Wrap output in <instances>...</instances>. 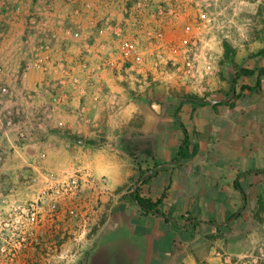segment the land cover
<instances>
[{
	"label": "crops",
	"instance_id": "obj_1",
	"mask_svg": "<svg viewBox=\"0 0 264 264\" xmlns=\"http://www.w3.org/2000/svg\"><path fill=\"white\" fill-rule=\"evenodd\" d=\"M252 31L234 50L193 0H0V85L31 147L83 152L109 197H123L87 264L101 246L130 264H264V74L239 81L260 89L231 97L238 69H264V32ZM194 68L210 105L186 101ZM97 136L99 148L75 139ZM135 186L161 200L159 213L131 202Z\"/></svg>",
	"mask_w": 264,
	"mask_h": 264
},
{
	"label": "rangeland",
	"instance_id": "obj_2",
	"mask_svg": "<svg viewBox=\"0 0 264 264\" xmlns=\"http://www.w3.org/2000/svg\"><path fill=\"white\" fill-rule=\"evenodd\" d=\"M193 1L202 3L210 32L225 36L234 50L243 46L250 30L255 35L264 32V0ZM158 37L162 39V33ZM191 46V61L198 65L200 45ZM195 70L188 82L191 96L211 97ZM175 74L180 82L183 71ZM229 75L225 70L226 78ZM2 87L8 92H0V264H87L123 197H109L106 178L94 173L83 152L56 142L31 147L33 136L23 109L8 106L12 91ZM75 139L94 148L103 143L101 136L95 141Z\"/></svg>",
	"mask_w": 264,
	"mask_h": 264
},
{
	"label": "trees",
	"instance_id": "obj_3",
	"mask_svg": "<svg viewBox=\"0 0 264 264\" xmlns=\"http://www.w3.org/2000/svg\"><path fill=\"white\" fill-rule=\"evenodd\" d=\"M224 50H225V59L229 62V64L233 68L237 67L235 62H234L235 52L232 50L231 46L227 42L224 43ZM256 73H258L259 77H260L264 74V69H260V70H251V69H245V68L238 69L235 76H234V79L232 80V83H231V87H232L231 92L236 94V90L239 87V81L242 78L252 77ZM239 88L241 91L258 90L261 88V80L258 79V81L256 82V85L254 87H250L248 85H243ZM237 97H238V95L236 94V98ZM186 101H191V102L196 103L200 106L210 105V102L207 101L205 98L201 99V98H198L197 96H190L187 98ZM220 105H223V102H218L217 104L214 105V107L220 106ZM182 143L185 144L186 142L183 140ZM183 151H184V149L180 148V156L185 157V154L183 153ZM143 177H144V174L142 173L140 179H142ZM129 198H130L131 202H133L134 204H136L140 207L143 214L159 213L158 206L161 203V200L154 203L149 199L141 198L138 188L135 191H131ZM258 210L264 211V201L258 200Z\"/></svg>",
	"mask_w": 264,
	"mask_h": 264
},
{
	"label": "water",
	"instance_id": "obj_4",
	"mask_svg": "<svg viewBox=\"0 0 264 264\" xmlns=\"http://www.w3.org/2000/svg\"><path fill=\"white\" fill-rule=\"evenodd\" d=\"M235 94L231 97L233 98ZM229 99L222 101H212V104H216L218 102L227 103ZM136 189V186H135ZM91 264H130L127 259L120 253L116 252H107L104 246H101L91 258Z\"/></svg>",
	"mask_w": 264,
	"mask_h": 264
},
{
	"label": "built area",
	"instance_id": "obj_5",
	"mask_svg": "<svg viewBox=\"0 0 264 264\" xmlns=\"http://www.w3.org/2000/svg\"><path fill=\"white\" fill-rule=\"evenodd\" d=\"M76 36H78V34H76ZM123 45H124V47H125V49L127 50V52H128V54L130 55H135V54H137V47H136V45L134 44V43H130V42H124L123 43ZM0 92L2 93V94H5V93H7L8 91H7V89L6 88H4V87H2L1 89H0ZM19 114V112H16V115H18ZM12 120L11 119H8V122H7V125H12ZM34 216V214H32V217Z\"/></svg>",
	"mask_w": 264,
	"mask_h": 264
}]
</instances>
